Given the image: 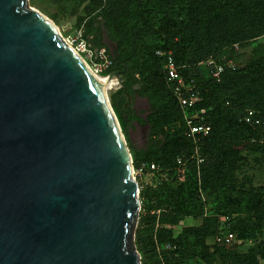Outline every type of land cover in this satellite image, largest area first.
I'll return each instance as SVG.
<instances>
[{
	"label": "rangeland",
	"instance_id": "1",
	"mask_svg": "<svg viewBox=\"0 0 264 264\" xmlns=\"http://www.w3.org/2000/svg\"><path fill=\"white\" fill-rule=\"evenodd\" d=\"M110 1L27 0V6L53 23L62 39L85 26L89 37L113 57L127 44L106 18ZM215 5L216 0H192L186 31L191 33L197 15ZM146 15L152 31L143 37L145 65L127 84L121 76L125 88L107 90L111 105L112 99L125 97L126 126L120 127L140 203L133 231L140 264H264V129L238 123L247 107L264 112V0H232L205 32L191 37L196 58L214 52L225 67L228 74L217 93L232 105L198 110L209 109L218 127L199 167L186 163L189 136L154 56L177 47L183 21L170 9ZM239 69H247L242 78L234 74ZM122 88L124 94L119 93ZM161 97L167 98L157 108L151 101ZM202 99L212 101L207 94ZM170 127L167 141L159 132ZM154 145L164 150L159 161L149 152ZM176 155L184 158L182 164Z\"/></svg>",
	"mask_w": 264,
	"mask_h": 264
},
{
	"label": "water",
	"instance_id": "2",
	"mask_svg": "<svg viewBox=\"0 0 264 264\" xmlns=\"http://www.w3.org/2000/svg\"><path fill=\"white\" fill-rule=\"evenodd\" d=\"M49 22L0 0V264H140L130 153Z\"/></svg>",
	"mask_w": 264,
	"mask_h": 264
},
{
	"label": "trees",
	"instance_id": "3",
	"mask_svg": "<svg viewBox=\"0 0 264 264\" xmlns=\"http://www.w3.org/2000/svg\"><path fill=\"white\" fill-rule=\"evenodd\" d=\"M231 1L232 0H216V5L214 9L210 11H204L197 15L196 27L191 33H189L186 31L187 24L190 20V17L189 15L187 16V13L191 8L192 0H111L109 6L105 11L106 18L110 22V25L118 32L120 41L124 44H127V47L123 48L120 51H117L114 54V56L112 57V64L107 70V72L116 71L117 69H120L121 75L124 76L126 84L133 80L134 74L138 72L139 67L145 65V58L141 55L143 37H145L148 33L152 31L151 27L147 23L146 13L148 12V10L152 9L155 11H164L168 9L175 10L176 12H178L180 20L183 21V27H181L179 30V40L177 42V47H168L166 49H160V51H170L175 63L179 67H181L179 71L188 79L194 80L196 89H198L200 93V100L195 105V108L197 110L201 109V107L208 106H212L213 109H215L218 106H223V104L232 106L231 101L228 98L222 100L219 94L217 93V88L223 83L228 72L225 69L218 81L212 78L209 69L203 67L202 65H198V62L204 60L205 58L211 55L215 58L216 54L213 52L208 53L203 57L196 58L193 55V48L191 43V37L196 36L199 33L205 32L208 29L210 21L214 18H217L221 13L222 8L225 5H228ZM85 32L87 33V30ZM94 44L95 46H100L98 43L95 42V39ZM154 56L159 60V72L162 85L173 99V104L176 105L177 113L183 122V126L185 127V123L182 117V109L172 88L166 81V75L163 70L165 56L157 55L156 52H154ZM202 68L205 73L202 72ZM246 70L247 69H239L236 70L234 74L237 77L242 78ZM107 72H105L104 74H106ZM119 93H125L123 88L119 90ZM204 94L211 96L212 101H203L202 98ZM166 98L167 97L156 98L151 102L157 108H160L165 103ZM112 108L118 118L120 126L124 128L126 126V119L124 118L123 113H127V110L125 108V97L123 96L119 101H115L114 99H112ZM247 109H253L257 115L264 116V112H260L255 110L254 108L247 107L243 110L240 115L238 121L239 125L244 126L245 128L247 127L249 129H264V124L252 125L244 122V115ZM204 115L211 126V131L209 135L200 139L199 141L200 156L203 158L202 163L197 165L196 161L191 158L192 141L189 137L187 138V140H185L184 143V145L187 144L186 163H192L198 167L205 161L204 151L206 149V145L208 141H210V139L213 137L214 132L218 128L216 122L211 117V111L209 109H206ZM159 133L167 141L172 138L171 127L168 129L167 132L161 131ZM149 152L153 154V158L155 161H159L164 156V150L161 147H157L156 145H154ZM177 157L179 156L176 155L175 160L177 159ZM137 165L138 163L136 164V166ZM260 194L263 199L264 190L261 189Z\"/></svg>",
	"mask_w": 264,
	"mask_h": 264
},
{
	"label": "built area",
	"instance_id": "4",
	"mask_svg": "<svg viewBox=\"0 0 264 264\" xmlns=\"http://www.w3.org/2000/svg\"><path fill=\"white\" fill-rule=\"evenodd\" d=\"M85 31L86 29L83 25L75 28L72 34L65 37L66 43L81 55L95 74L99 76L106 75L104 73L111 66L113 58L105 48L91 44L89 35ZM156 54L165 56L163 70L166 75V81L172 88L182 109L186 133L192 141L191 158L199 165L203 161L200 156L199 141L209 135L211 131V126L204 113H199L195 108L196 103L200 100L199 90L196 89L193 79H188L179 71L181 67L175 63L170 51H156ZM198 65L208 68L211 77L217 81L225 70L222 63L217 62L212 55L199 61ZM244 122L252 125L264 124V116L257 115L253 109H247L244 115ZM176 161L178 164L183 163L180 157H177ZM143 168V163H141L139 170ZM151 168H155V165L151 164Z\"/></svg>",
	"mask_w": 264,
	"mask_h": 264
},
{
	"label": "bare ground",
	"instance_id": "5",
	"mask_svg": "<svg viewBox=\"0 0 264 264\" xmlns=\"http://www.w3.org/2000/svg\"><path fill=\"white\" fill-rule=\"evenodd\" d=\"M49 24L53 27L54 30L57 31L56 27L52 23L49 22ZM64 39H65V37H64ZM64 39H62V40L64 41ZM65 46L71 52V54L75 57V59L79 62V64L83 67V69L85 70L87 75L98 81L103 104H104L105 109H106V111H107V113H108V115H109V117L111 119V122H112V124L114 126V129H115V131L117 133V136H118V138L120 140V143H121L122 147H124L125 155H126V157H128V155L126 153V149H125V145H124V140H123L122 134H121V132L119 130V127L117 125V122H116V120H115V118L113 116V112H112V109L110 107L109 100H108V97H107L108 88L116 86L117 83H118L116 77L107 78V77H100L99 75L95 74L92 71V69L89 67V65L86 63V61L81 57V55L78 52H76L73 49L72 46H70L68 43H66ZM128 167H129V170H130V174L132 175V169H131L130 166H128Z\"/></svg>",
	"mask_w": 264,
	"mask_h": 264
},
{
	"label": "crops",
	"instance_id": "6",
	"mask_svg": "<svg viewBox=\"0 0 264 264\" xmlns=\"http://www.w3.org/2000/svg\"><path fill=\"white\" fill-rule=\"evenodd\" d=\"M89 38H90V42H91V44L95 45V44H94V39H91V37H89Z\"/></svg>",
	"mask_w": 264,
	"mask_h": 264
},
{
	"label": "flooded vegetation",
	"instance_id": "7",
	"mask_svg": "<svg viewBox=\"0 0 264 264\" xmlns=\"http://www.w3.org/2000/svg\"><path fill=\"white\" fill-rule=\"evenodd\" d=\"M117 70H119L120 71V69H117ZM121 72V71H120Z\"/></svg>",
	"mask_w": 264,
	"mask_h": 264
}]
</instances>
